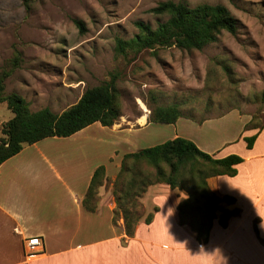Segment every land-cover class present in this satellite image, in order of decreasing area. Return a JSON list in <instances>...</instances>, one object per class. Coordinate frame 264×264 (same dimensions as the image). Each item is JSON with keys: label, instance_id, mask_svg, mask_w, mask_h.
I'll return each mask as SVG.
<instances>
[{"label": "crops", "instance_id": "1", "mask_svg": "<svg viewBox=\"0 0 264 264\" xmlns=\"http://www.w3.org/2000/svg\"><path fill=\"white\" fill-rule=\"evenodd\" d=\"M139 110L110 127L94 122L67 137L24 145L0 164V264H264V126L248 127L250 118L236 110L220 116L221 130L202 129L208 120L184 117L154 123L147 110ZM233 120L237 132L230 134ZM254 134L247 148L245 138ZM175 137L193 141L213 158H242L235 175L207 179L213 192L235 199L225 207L239 213L226 227L215 219L206 243L178 223L176 206L186 193L167 184L147 188L141 203L152 218H141L132 236L121 217L113 219L115 203L105 184L95 210L84 208L96 168L104 167V182L114 180L125 154ZM30 237H39L40 251L26 256L24 239Z\"/></svg>", "mask_w": 264, "mask_h": 264}, {"label": "rangeland", "instance_id": "2", "mask_svg": "<svg viewBox=\"0 0 264 264\" xmlns=\"http://www.w3.org/2000/svg\"><path fill=\"white\" fill-rule=\"evenodd\" d=\"M162 1L33 0L26 8L21 0H0L4 94L21 95L31 111L47 107L58 112L86 88L113 77L119 121L139 109L150 113L176 104L181 117L199 124L208 120L205 130H221L220 116L232 110L248 116V127L257 130L264 123V0H172L189 7L222 5L237 30L222 32L199 50L170 46L117 53L116 40L127 41L137 33L135 21L155 26L165 19L150 12ZM12 116L0 103V122ZM236 126L235 120L229 123L230 134L237 132ZM105 182L114 200V180Z\"/></svg>", "mask_w": 264, "mask_h": 264}, {"label": "trees", "instance_id": "3", "mask_svg": "<svg viewBox=\"0 0 264 264\" xmlns=\"http://www.w3.org/2000/svg\"><path fill=\"white\" fill-rule=\"evenodd\" d=\"M28 8L33 0H21ZM150 12L158 17L155 26L135 21L137 33L129 40H116L115 49L124 54L127 49L139 52L155 47L175 46L184 50H199L217 41L222 32L235 34L237 22L222 5L200 4L189 7L184 2L166 0L157 3ZM82 28L80 21L74 20ZM0 76V103L4 102L13 116L1 126L0 164L18 153L24 145L47 137H67L88 125L99 122L112 126L120 116L114 78L86 88L79 99L61 113L47 107L36 111L29 109L28 101L11 92L4 94V78ZM181 117L176 104L152 108L149 120L154 123L170 124ZM264 126H260V130ZM256 134L246 137L247 148H251ZM242 161L236 154L213 158L202 151L191 140L183 137L168 139L162 143L127 153L123 156L120 169L114 179L115 209L113 219L121 217L127 236L134 234L136 225L143 215L141 198L151 185L163 183L171 189L178 188L186 193L176 206L178 223L186 225L200 243L208 241L213 221L226 227L230 217L238 210L225 206L233 205L232 196H219L213 192L207 179L217 175L233 176L235 166ZM152 169H147V167ZM105 179L104 167L93 172L90 184L82 201L88 211L96 208L97 190ZM152 213L144 217L149 223Z\"/></svg>", "mask_w": 264, "mask_h": 264}, {"label": "built area", "instance_id": "4", "mask_svg": "<svg viewBox=\"0 0 264 264\" xmlns=\"http://www.w3.org/2000/svg\"><path fill=\"white\" fill-rule=\"evenodd\" d=\"M41 246V240L39 237H30L27 239H24V254L26 256H31L34 254H37L40 251Z\"/></svg>", "mask_w": 264, "mask_h": 264}]
</instances>
